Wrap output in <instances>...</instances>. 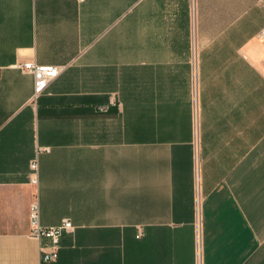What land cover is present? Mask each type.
Segmentation results:
<instances>
[{
    "label": "crops",
    "instance_id": "crops-1",
    "mask_svg": "<svg viewBox=\"0 0 264 264\" xmlns=\"http://www.w3.org/2000/svg\"><path fill=\"white\" fill-rule=\"evenodd\" d=\"M263 28L264 0H0V264H264ZM28 61L61 68L37 98ZM36 198L74 226L49 263Z\"/></svg>",
    "mask_w": 264,
    "mask_h": 264
},
{
    "label": "built area",
    "instance_id": "built-area-1",
    "mask_svg": "<svg viewBox=\"0 0 264 264\" xmlns=\"http://www.w3.org/2000/svg\"><path fill=\"white\" fill-rule=\"evenodd\" d=\"M259 37L264 40V28L260 31ZM23 70L30 72L34 77V98L40 96L50 82L59 74L61 68L54 65L38 64L34 61H28L17 64ZM48 149V148H45ZM33 181H37L38 160L35 158L31 163ZM30 222L33 234L39 238H46L48 241L41 244V260L43 263H49L57 260L59 257L60 240L64 231L72 229L74 226L69 219H64L57 226H43L40 222V204L36 198L30 204Z\"/></svg>",
    "mask_w": 264,
    "mask_h": 264
}]
</instances>
